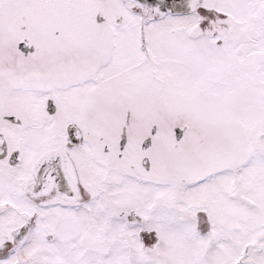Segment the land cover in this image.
Listing matches in <instances>:
<instances>
[{
    "label": "snow or ice",
    "instance_id": "snow-or-ice-1",
    "mask_svg": "<svg viewBox=\"0 0 264 264\" xmlns=\"http://www.w3.org/2000/svg\"><path fill=\"white\" fill-rule=\"evenodd\" d=\"M0 264H264V0H0Z\"/></svg>",
    "mask_w": 264,
    "mask_h": 264
}]
</instances>
